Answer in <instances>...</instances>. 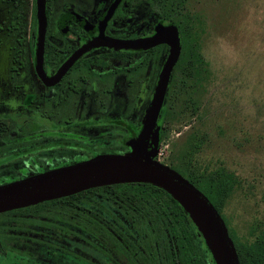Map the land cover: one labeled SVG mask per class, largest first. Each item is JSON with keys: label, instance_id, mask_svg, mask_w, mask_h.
I'll use <instances>...</instances> for the list:
<instances>
[{"label": "flooded vegetation", "instance_id": "1", "mask_svg": "<svg viewBox=\"0 0 264 264\" xmlns=\"http://www.w3.org/2000/svg\"><path fill=\"white\" fill-rule=\"evenodd\" d=\"M175 4V0H43V47L37 61L36 0H0V185L98 154L130 151L127 142L139 134L170 45L117 48L95 44L97 40L130 42L157 33L169 39L170 28H175L178 55L148 146L155 135L163 136V106L169 90L182 87L188 52L192 56L187 48L191 28H178L171 19ZM184 14H179L180 24L187 23ZM16 19L21 25L18 38L9 37L8 26ZM91 42L95 45L87 46ZM0 233V248L5 250L43 245L40 226H0Z\"/></svg>", "mask_w": 264, "mask_h": 264}, {"label": "trees", "instance_id": "2", "mask_svg": "<svg viewBox=\"0 0 264 264\" xmlns=\"http://www.w3.org/2000/svg\"><path fill=\"white\" fill-rule=\"evenodd\" d=\"M183 0H175L171 19L178 28H190V22H178L176 12ZM173 4V2H171ZM15 13V12H14ZM187 19V18H186ZM20 21H11L9 37L18 38ZM18 40V39H17ZM194 44L197 42L194 41ZM189 46V41H187ZM18 45L16 44V48ZM187 68L182 87L169 90L163 117L169 112L172 97L181 93L178 112L194 113L197 100L188 95L187 81L194 73L199 51L187 54ZM190 61V62H189ZM202 73L206 62L202 59ZM182 77V76H181ZM202 134L191 130L170 166L200 190L222 218L239 264H263L264 223L248 228L252 239H240L229 226L222 208L234 187L236 176L222 167L200 168L194 154ZM40 226L43 245L36 249L5 250L0 248V264H93L88 256L66 247L62 236L85 244L105 264H213L210 254L188 215L161 188L148 183H121L89 188L65 197L0 213V226ZM56 228V230L54 229ZM0 236L1 233H0ZM2 240H0L1 242Z\"/></svg>", "mask_w": 264, "mask_h": 264}, {"label": "rangeland", "instance_id": "3", "mask_svg": "<svg viewBox=\"0 0 264 264\" xmlns=\"http://www.w3.org/2000/svg\"><path fill=\"white\" fill-rule=\"evenodd\" d=\"M176 12H185L193 37L187 48L197 41L206 71L200 62L186 84L198 103L194 113L178 112L180 92L172 97L153 158L170 167L186 134H202L193 160L236 176L222 213L240 239L251 240L248 228L264 223V0H184ZM62 237L66 247L102 261L82 242Z\"/></svg>", "mask_w": 264, "mask_h": 264}, {"label": "water", "instance_id": "4", "mask_svg": "<svg viewBox=\"0 0 264 264\" xmlns=\"http://www.w3.org/2000/svg\"><path fill=\"white\" fill-rule=\"evenodd\" d=\"M36 17L35 50L37 61H40L44 35L43 0H36ZM98 42L117 48H144L159 42H167L170 45L168 58L159 74L139 134L127 142L130 151L98 154L80 162L0 185V213L65 197L89 188L121 183H148L164 190L188 215L213 264H239L225 224L206 196L177 171L153 158L156 153V135L151 139L149 146L147 144L162 104L169 71L178 55L179 43L175 28H170L169 39H164L163 33H157L147 40H97L95 44ZM95 44L91 42L87 46ZM69 63L70 61L65 66Z\"/></svg>", "mask_w": 264, "mask_h": 264}]
</instances>
